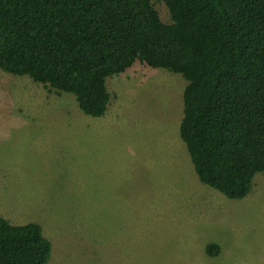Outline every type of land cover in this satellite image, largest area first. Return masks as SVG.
I'll list each match as a JSON object with an SVG mask.
<instances>
[{
	"label": "rangeland",
	"instance_id": "obj_1",
	"mask_svg": "<svg viewBox=\"0 0 264 264\" xmlns=\"http://www.w3.org/2000/svg\"><path fill=\"white\" fill-rule=\"evenodd\" d=\"M187 84L137 62L107 79L96 118L0 69V208L41 225L48 264H264V174L242 200L200 181L180 136ZM212 243L220 256H203Z\"/></svg>",
	"mask_w": 264,
	"mask_h": 264
},
{
	"label": "trees",
	"instance_id": "obj_2",
	"mask_svg": "<svg viewBox=\"0 0 264 264\" xmlns=\"http://www.w3.org/2000/svg\"><path fill=\"white\" fill-rule=\"evenodd\" d=\"M0 0V69L108 111L107 79L140 62L187 81L180 136L200 181L245 199L264 174V0ZM38 223L0 215V264H48ZM209 256L220 246L209 244Z\"/></svg>",
	"mask_w": 264,
	"mask_h": 264
},
{
	"label": "crops",
	"instance_id": "obj_3",
	"mask_svg": "<svg viewBox=\"0 0 264 264\" xmlns=\"http://www.w3.org/2000/svg\"><path fill=\"white\" fill-rule=\"evenodd\" d=\"M0 215L3 216L5 219H7L11 224L13 225H25V224H28V223H31V222H28V223H24L22 224L21 220L19 219L20 217L19 216H15L13 214H10L8 212H4L2 211V209L0 208ZM52 243V242H51ZM221 253V252H220ZM54 254V251L52 250V255ZM203 256H209L206 252V248L203 252ZM220 256V255H218ZM218 256H215V257H212V258H216ZM211 257V256H210Z\"/></svg>",
	"mask_w": 264,
	"mask_h": 264
}]
</instances>
